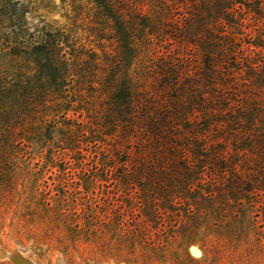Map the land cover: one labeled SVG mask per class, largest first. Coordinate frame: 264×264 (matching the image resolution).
<instances>
[{
	"label": "rangeland",
	"instance_id": "1",
	"mask_svg": "<svg viewBox=\"0 0 264 264\" xmlns=\"http://www.w3.org/2000/svg\"><path fill=\"white\" fill-rule=\"evenodd\" d=\"M207 1L216 0H115L110 10L93 0H0V76L10 83L43 80L35 54L5 47L15 31L29 44L44 32L56 34L69 63L71 53L80 52L81 63L95 57L94 81L81 84L72 67L46 109L29 119L35 128L13 144L0 134V264H264L262 191L243 202V223L225 222L236 206L188 209L181 193L166 203V192L138 185L145 172L103 111L105 55L118 46L115 29L126 24L114 16L136 3L153 23L158 15L167 22L169 10L178 17L207 13ZM232 1L241 4L245 23L257 21L246 31L264 27V17L246 12L250 0ZM133 36L135 50L121 64L132 81L143 64L156 66L161 53L154 43L146 51ZM192 212L198 217L188 218Z\"/></svg>",
	"mask_w": 264,
	"mask_h": 264
},
{
	"label": "trees",
	"instance_id": "2",
	"mask_svg": "<svg viewBox=\"0 0 264 264\" xmlns=\"http://www.w3.org/2000/svg\"><path fill=\"white\" fill-rule=\"evenodd\" d=\"M93 1L111 10L115 0ZM220 2L207 1V13L178 17L169 10L167 22L158 15L160 22L153 23L136 3L128 5L129 13L115 15L116 22L126 24L115 29L118 46L105 55L103 111L127 138L124 147L132 162L140 163L138 172H145L138 185L166 192V203L181 193L188 209L205 210L216 202L236 206L225 222L243 223L248 208L243 202L249 203L256 191L264 193V27L246 31L256 19L245 23L241 4ZM244 4L246 12L264 17V0ZM18 33L5 47L35 54L43 80L10 83L0 76V134L9 144L35 128L29 119L46 109L48 96L65 85L72 67L81 84L94 81L89 70L93 54L81 63L80 52L71 53L69 63L56 34L44 32L29 44ZM133 35L146 51L154 43L161 53L156 66L141 64L132 81L121 64L135 50ZM187 217L197 218L198 212Z\"/></svg>",
	"mask_w": 264,
	"mask_h": 264
},
{
	"label": "water",
	"instance_id": "3",
	"mask_svg": "<svg viewBox=\"0 0 264 264\" xmlns=\"http://www.w3.org/2000/svg\"><path fill=\"white\" fill-rule=\"evenodd\" d=\"M1 253H2V252H1ZM11 255H12V257H13V256H19L18 253H16V252H12ZM12 257L10 256V258L13 260ZM13 261H15V260H13Z\"/></svg>",
	"mask_w": 264,
	"mask_h": 264
}]
</instances>
